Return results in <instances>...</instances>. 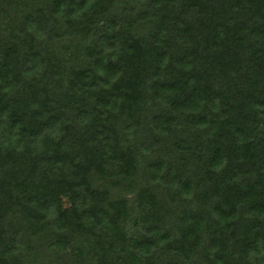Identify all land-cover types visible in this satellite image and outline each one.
Here are the masks:
<instances>
[{
    "label": "trees",
    "instance_id": "trees-1",
    "mask_svg": "<svg viewBox=\"0 0 264 264\" xmlns=\"http://www.w3.org/2000/svg\"><path fill=\"white\" fill-rule=\"evenodd\" d=\"M0 264H264V0H0Z\"/></svg>",
    "mask_w": 264,
    "mask_h": 264
}]
</instances>
